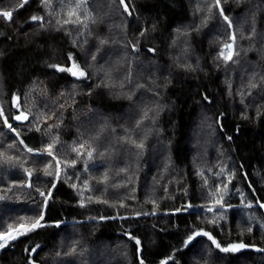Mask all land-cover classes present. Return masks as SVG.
<instances>
[{"label":"trees","instance_id":"trees-1","mask_svg":"<svg viewBox=\"0 0 264 264\" xmlns=\"http://www.w3.org/2000/svg\"><path fill=\"white\" fill-rule=\"evenodd\" d=\"M5 11L0 264H264V0Z\"/></svg>","mask_w":264,"mask_h":264},{"label":"snow or ice","instance_id":"snow-or-ice-1","mask_svg":"<svg viewBox=\"0 0 264 264\" xmlns=\"http://www.w3.org/2000/svg\"><path fill=\"white\" fill-rule=\"evenodd\" d=\"M25 2H26V0H25ZM43 2L45 4H47L49 2V0H43ZM85 2H86V0H85ZM121 3H123V0H121ZM217 3H219V0H217ZM79 6L80 5L78 4L77 7H79ZM74 14L75 13H70V15H74ZM0 16H3V17L8 18V19H11L12 13L11 12H8V11L0 12ZM33 19L35 20V19H37V17H33ZM225 19H227V17H225ZM225 47L230 48L231 45H226ZM73 67L75 68L77 66L74 65ZM59 70L60 71H69V72H72L73 75H77V72L73 71L71 68L70 69H59ZM78 74L80 76H83L84 75V72L83 71H79ZM19 118L20 117H17V119H19ZM42 195H43V193H42ZM262 207H264V205H262ZM40 219H43V217L41 216ZM38 226H41L39 224V220H37V222L34 225H32L33 228L38 227ZM21 227H23V226H21ZM11 231L12 230L10 229L8 233L0 234V239H4L6 236L10 235ZM21 234H23V233H21ZM12 238L14 239L15 237H12ZM137 243H139V241H137ZM217 246L219 247V245H217ZM0 247H3V245H0ZM242 247H245V245H242V244L241 245H233L232 246V250H237L238 248H242ZM222 250L223 251H228L227 248L222 249Z\"/></svg>","mask_w":264,"mask_h":264},{"label":"rangeland","instance_id":"rangeland-1","mask_svg":"<svg viewBox=\"0 0 264 264\" xmlns=\"http://www.w3.org/2000/svg\"><path fill=\"white\" fill-rule=\"evenodd\" d=\"M228 45H231V47L230 48H227V47H225V49H224V54L225 55H227V56H231V54H232V52H233V48H234V43H233V41H231V43L230 44H228ZM77 72V76H80L78 73V71H76ZM23 230V228H20V229H14V230H12L11 231V233H10V235H12V236H6L7 238H12L13 236H15L16 234H18V233H20L21 231ZM8 233V232H7ZM1 241V244L0 245H2V244H4V243H6V240H0Z\"/></svg>","mask_w":264,"mask_h":264},{"label":"built area","instance_id":"built-area-1","mask_svg":"<svg viewBox=\"0 0 264 264\" xmlns=\"http://www.w3.org/2000/svg\"><path fill=\"white\" fill-rule=\"evenodd\" d=\"M23 1H25V0H23ZM9 236H12V235H9ZM11 239V237L10 238H7V237H5L4 239H0V240H10ZM0 244H1V241H0Z\"/></svg>","mask_w":264,"mask_h":264}]
</instances>
